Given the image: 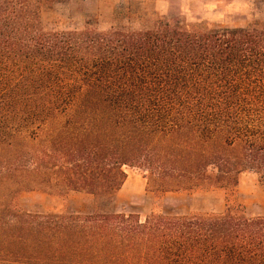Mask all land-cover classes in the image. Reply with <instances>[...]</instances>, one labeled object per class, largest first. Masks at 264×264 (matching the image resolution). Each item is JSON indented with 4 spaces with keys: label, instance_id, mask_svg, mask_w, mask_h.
Segmentation results:
<instances>
[{
    "label": "trees",
    "instance_id": "trees-1",
    "mask_svg": "<svg viewBox=\"0 0 264 264\" xmlns=\"http://www.w3.org/2000/svg\"><path fill=\"white\" fill-rule=\"evenodd\" d=\"M60 0H0V264H264V27L180 19L51 31ZM147 192L223 191L222 213H108L127 181ZM95 197L90 215L30 214L23 193Z\"/></svg>",
    "mask_w": 264,
    "mask_h": 264
},
{
    "label": "rangeland",
    "instance_id": "rangeland-1",
    "mask_svg": "<svg viewBox=\"0 0 264 264\" xmlns=\"http://www.w3.org/2000/svg\"><path fill=\"white\" fill-rule=\"evenodd\" d=\"M178 18L189 26L211 29L264 27V0H60L43 20L48 32H69L92 23L98 30L141 29L154 22ZM127 181L113 204L99 206L108 213H151L182 216L190 213H222L226 210L223 191L171 193L162 198L147 192L144 173L125 169ZM238 202L249 218L264 216V188L254 173H245L238 186ZM21 209L30 214L90 215L96 210L95 197L70 193L65 201L43 192L23 193Z\"/></svg>",
    "mask_w": 264,
    "mask_h": 264
}]
</instances>
